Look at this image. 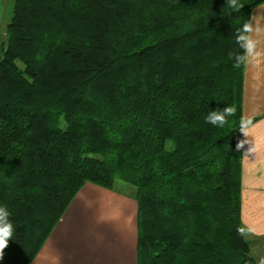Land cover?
I'll return each instance as SVG.
<instances>
[{
  "label": "trees",
  "instance_id": "obj_1",
  "mask_svg": "<svg viewBox=\"0 0 264 264\" xmlns=\"http://www.w3.org/2000/svg\"><path fill=\"white\" fill-rule=\"evenodd\" d=\"M239 2L12 0L0 206L14 234L0 264H31L88 182L137 201L138 264H257L238 232L245 65L234 55L264 0ZM229 105L224 127L205 122Z\"/></svg>",
  "mask_w": 264,
  "mask_h": 264
},
{
  "label": "crops",
  "instance_id": "obj_2",
  "mask_svg": "<svg viewBox=\"0 0 264 264\" xmlns=\"http://www.w3.org/2000/svg\"><path fill=\"white\" fill-rule=\"evenodd\" d=\"M11 0H0V38L10 19ZM264 14V3L252 15ZM243 116H253L250 139L257 152L243 156L241 220L253 255L264 259V59L245 65ZM241 139H246L243 134ZM251 230V231H249ZM31 264H138V203L125 193L86 183Z\"/></svg>",
  "mask_w": 264,
  "mask_h": 264
},
{
  "label": "clouds",
  "instance_id": "obj_3",
  "mask_svg": "<svg viewBox=\"0 0 264 264\" xmlns=\"http://www.w3.org/2000/svg\"><path fill=\"white\" fill-rule=\"evenodd\" d=\"M226 6L230 7L236 12L244 7L239 0H226ZM236 43L241 49L240 53L234 55V67L241 65L257 66L258 63L264 59V14L252 15L245 21L241 28L236 31ZM233 54H230V58ZM236 108L234 106H227L225 108L209 111L205 122L213 126L224 127L229 123L228 118L234 116ZM261 123H264L262 121ZM255 127L253 116H242L240 118L239 131L246 139H241L236 144V149L239 151L244 148L246 144L251 145L243 156H248L257 152V147L252 139V129ZM10 212L5 206H0V259L3 258L4 250L8 247L9 241L14 234V227L9 220ZM251 231V230H249ZM240 235L245 234V229H238ZM264 264V259L260 261Z\"/></svg>",
  "mask_w": 264,
  "mask_h": 264
},
{
  "label": "rangeland",
  "instance_id": "obj_4",
  "mask_svg": "<svg viewBox=\"0 0 264 264\" xmlns=\"http://www.w3.org/2000/svg\"><path fill=\"white\" fill-rule=\"evenodd\" d=\"M12 10H13V5H12V0H11V5H10V18H11V15H12ZM119 187H120V189H123V190H126L127 191V188L126 187H124L123 185H119ZM245 236H247L248 237V234H247V232H246V229H245ZM249 238V237H248Z\"/></svg>",
  "mask_w": 264,
  "mask_h": 264
}]
</instances>
